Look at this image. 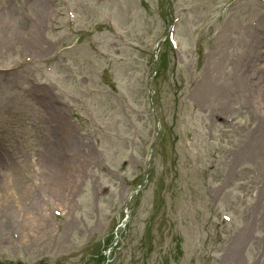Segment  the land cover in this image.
<instances>
[{
	"label": "rangeland",
	"instance_id": "obj_1",
	"mask_svg": "<svg viewBox=\"0 0 264 264\" xmlns=\"http://www.w3.org/2000/svg\"><path fill=\"white\" fill-rule=\"evenodd\" d=\"M263 15L264 0H0V180L19 182L0 183V263L264 264L262 116L243 92L221 114L201 84L228 85L255 37L264 73Z\"/></svg>",
	"mask_w": 264,
	"mask_h": 264
},
{
	"label": "bare ground",
	"instance_id": "obj_2",
	"mask_svg": "<svg viewBox=\"0 0 264 264\" xmlns=\"http://www.w3.org/2000/svg\"><path fill=\"white\" fill-rule=\"evenodd\" d=\"M261 25L258 27L259 35L264 40V15L261 16ZM258 39L257 37L250 40V53L245 58L243 57L240 62L238 63L237 73L235 76L230 80L228 85L224 87H219L214 85V82L210 78V75L203 78L201 84L203 85V93H210V97L213 103L219 105V110L221 114L225 111V106L228 105L234 98V94L236 92H243L247 99H252L256 105H258L259 113L261 114L262 118L259 123L256 125L254 130L255 134L251 136L250 142V151L254 155H261L264 154V73L261 71L262 69H258V58L256 57L254 51L255 46H259L256 42ZM264 70V69H263ZM64 125L61 124V127ZM60 127V128H61ZM44 169L47 172V188H52L54 185L55 189H59L58 186L62 185L66 176L60 174V171L57 173L55 172L57 168L54 167L53 164L46 163L44 165ZM7 176L0 180V183H8L13 188H18L19 182L16 180V175L13 172L12 168L5 170ZM61 173H64L61 171ZM29 196L27 199L29 200L32 197V192H29ZM38 217L36 224L38 225L39 220H42V216L40 213L36 216ZM1 227V226H0ZM232 264H236L235 256H231Z\"/></svg>",
	"mask_w": 264,
	"mask_h": 264
}]
</instances>
